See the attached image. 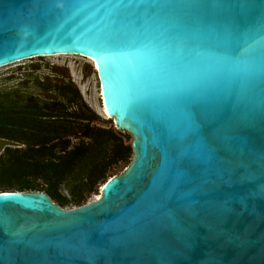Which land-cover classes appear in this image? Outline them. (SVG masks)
<instances>
[{"label":"water","instance_id":"water-1","mask_svg":"<svg viewBox=\"0 0 264 264\" xmlns=\"http://www.w3.org/2000/svg\"><path fill=\"white\" fill-rule=\"evenodd\" d=\"M57 53L133 157L78 207L1 191L0 264H264V0H0V67Z\"/></svg>","mask_w":264,"mask_h":264},{"label":"trees","instance_id":"trees-1","mask_svg":"<svg viewBox=\"0 0 264 264\" xmlns=\"http://www.w3.org/2000/svg\"><path fill=\"white\" fill-rule=\"evenodd\" d=\"M34 83L38 93L0 89V137L21 145L0 154V192L43 191L62 208L81 206L130 163L131 144L93 124L99 116L69 79Z\"/></svg>","mask_w":264,"mask_h":264},{"label":"rangeland","instance_id":"rangeland-1","mask_svg":"<svg viewBox=\"0 0 264 264\" xmlns=\"http://www.w3.org/2000/svg\"><path fill=\"white\" fill-rule=\"evenodd\" d=\"M85 68L86 73L84 72ZM60 76L69 79L75 84L82 99L99 116L100 119L94 121V125L105 128L114 127L112 119L104 118L96 107L101 102L98 96L97 74L93 67L90 66L89 61L79 55L61 54L35 57L0 67V89L19 87L27 92L38 93L39 90L34 83L35 77L56 79ZM73 140L75 141V139ZM124 141L127 144H131L132 137L127 134V138ZM132 157L133 154L131 159ZM126 167L121 164L116 169V174L121 173ZM100 188L101 184L99 183L97 185V193H92L88 197L87 202L97 199L96 197L100 195ZM64 208L69 209L72 207L67 206Z\"/></svg>","mask_w":264,"mask_h":264},{"label":"bare ground","instance_id":"bare-ground-1","mask_svg":"<svg viewBox=\"0 0 264 264\" xmlns=\"http://www.w3.org/2000/svg\"><path fill=\"white\" fill-rule=\"evenodd\" d=\"M55 55H61V53H57V54H55ZM79 56H81V55H79ZM81 57L86 58V57H84V56H81ZM86 59H87L89 62H91L93 68L96 67V60L88 59V58H86ZM94 71L96 72L95 69H94ZM96 74H97V72H96ZM97 77H98V76H97ZM98 85H99V88H98V96H99L100 101H102V100H101V93H100L101 90H100L99 79H98ZM96 107H97V109L99 110L100 114H101L104 118H107V119H110V118H111V116L109 117V115L106 113V111H105V109H104V107H103V105H102L101 102H100L99 106H96ZM101 186H102V185H101ZM99 197H100V195H98L96 198L99 199Z\"/></svg>","mask_w":264,"mask_h":264},{"label":"snow or ice","instance_id":"snow-or-ice-1","mask_svg":"<svg viewBox=\"0 0 264 264\" xmlns=\"http://www.w3.org/2000/svg\"><path fill=\"white\" fill-rule=\"evenodd\" d=\"M104 5H101V7H103ZM114 43H115V41H114Z\"/></svg>","mask_w":264,"mask_h":264}]
</instances>
